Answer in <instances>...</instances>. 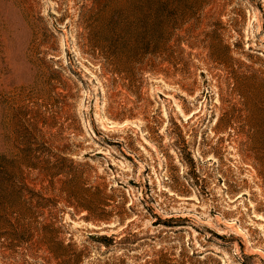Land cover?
<instances>
[{"label":"rangeland","instance_id":"rangeland-1","mask_svg":"<svg viewBox=\"0 0 264 264\" xmlns=\"http://www.w3.org/2000/svg\"><path fill=\"white\" fill-rule=\"evenodd\" d=\"M0 173V264H264V0H0Z\"/></svg>","mask_w":264,"mask_h":264},{"label":"trees","instance_id":"trees-1","mask_svg":"<svg viewBox=\"0 0 264 264\" xmlns=\"http://www.w3.org/2000/svg\"><path fill=\"white\" fill-rule=\"evenodd\" d=\"M158 13L156 11H144L143 12V17L145 19H147L148 21L149 20H156V15ZM5 175L2 177L1 176V173H0V200L1 201H6L10 198V196L12 195V192L9 191V188L7 187L8 186V183L10 182V179H8L6 176V173H4ZM70 246H67L65 249H69ZM75 258L73 259V261L77 262L76 261V258L77 256L75 255L74 256Z\"/></svg>","mask_w":264,"mask_h":264}]
</instances>
